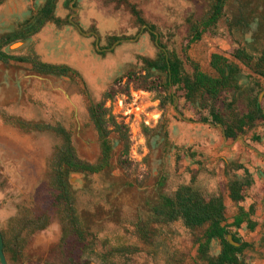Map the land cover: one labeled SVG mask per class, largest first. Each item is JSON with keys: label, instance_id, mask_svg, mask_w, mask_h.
I'll return each mask as SVG.
<instances>
[{"label": "rangeland", "instance_id": "obj_1", "mask_svg": "<svg viewBox=\"0 0 264 264\" xmlns=\"http://www.w3.org/2000/svg\"><path fill=\"white\" fill-rule=\"evenodd\" d=\"M134 1L139 2L142 18L156 28L163 45L183 61L188 73L192 72L187 61L190 59L200 66L203 73L213 76L211 56L220 54L232 61L235 46L232 39L251 54L264 47V40L254 39L256 27L240 32L235 30L230 36L227 23L233 18L235 10L229 6L217 34L205 35L185 54L189 35L187 20H199L203 16L206 10L204 1ZM64 8L69 10L68 17L72 16L75 22L73 15L76 10L67 5ZM113 9L100 7L96 13L98 22L107 17L109 23V27L101 26L102 33L110 34L101 38L97 48L107 49L104 55L98 54L93 41L86 45L83 37L80 38V49L91 51L90 55L96 62L92 68L78 70L80 77L74 80L48 77L41 78L40 82L33 79L26 81V88L21 87V97H13L20 107L8 110L0 106V118L5 115L61 124L71 132L78 156L95 163L99 157V146L96 131L89 120L88 104L90 100L101 101L107 92L114 96L112 100H106L105 105L118 122L129 127L131 147L128 157H123L122 163L110 175L103 173L86 177L74 173L69 178V183L77 192L78 208L85 223L97 233L98 256L89 258L87 264H101L105 256L111 257L109 259L116 264H195L198 261L197 246L181 224L156 227L158 233L148 243L137 237L134 226L139 216L146 218L147 205L155 198L157 184H163V191L172 194L178 186L189 183L192 174L200 168L198 163L204 166V171L197 177L199 185L210 193L224 195L226 216L230 222L233 221L238 206L227 199V179L222 158L227 162L245 165L256 177L243 207L248 210L251 205L255 206L256 215L253 219L263 229L256 230L252 236L244 227L237 234L243 242L252 244L245 255L246 263H261L264 261V175L260 174L264 172V148L254 142L252 136H262L264 127L259 125L252 132L231 142L233 146L226 155H220L219 158L213 156L210 149L217 152L223 149L221 131H209L205 127L207 125L195 126L196 113L187 108L184 99L175 97L176 100L163 107L168 93L163 92L162 88L145 92L136 90L133 82L128 84L130 74H144L139 58L155 59L159 49L149 33H140L143 27L136 24L124 5L120 10L116 11L114 6ZM65 20L67 22V18ZM240 67L245 75L257 78L244 66ZM27 68L25 65L14 69L0 67V71L30 75ZM157 77L155 75L152 82ZM258 82L262 86L260 97L264 93V81ZM224 99L230 101V97L225 96L222 101ZM239 109L244 111V105H240ZM186 123H192L189 126L195 128L194 137L184 134ZM7 127L12 130L4 134L0 132V228L1 232L3 230L10 236L14 227L12 219L24 210L34 212L46 200L47 162L59 140L49 133H24ZM183 140L188 141L180 143ZM216 144L217 149L214 148ZM187 146H192V150L200 156L195 160L184 158L189 148ZM212 173L214 176L210 177ZM61 240L62 229L56 220L46 230L30 238L19 264H63L58 248ZM122 246L137 247L140 251L128 260L129 256L111 254L113 249ZM219 251L220 247L215 243L211 255L215 256ZM5 256L9 264V256Z\"/></svg>", "mask_w": 264, "mask_h": 264}, {"label": "trees", "instance_id": "obj_2", "mask_svg": "<svg viewBox=\"0 0 264 264\" xmlns=\"http://www.w3.org/2000/svg\"><path fill=\"white\" fill-rule=\"evenodd\" d=\"M206 10L198 20L189 18V35L186 39L184 53L193 44L207 36L217 34L220 22L226 18L228 7H233L235 14L227 23L230 36L233 31L251 30L256 27L254 39L264 40V0H203ZM231 1V2H230ZM4 0H0V5ZM57 0H46L32 19L21 25L19 29L0 36V62L8 67L10 61L26 63L32 66L33 74L41 77L75 79L77 72L65 65L43 63L35 53L28 56H15L4 49L18 41H26L38 34L49 22L59 24L54 12ZM134 17L139 26H145L152 39L154 26L149 25L138 6L120 0ZM152 31V32H150ZM257 33V34H256ZM232 61L220 55L211 56L210 67L214 76L202 72L200 66L187 59L192 72L188 73L183 61L173 52L167 50L160 39V50L155 59L140 57L144 74H130L128 84L133 82L136 90L154 92L162 88L167 92L162 106L172 102L175 97L184 99L189 109H194L197 119L203 123L221 125L228 140L234 141L240 135H246L259 125L264 127V103L260 104L258 94L260 82L264 81V47L251 54L234 39ZM243 65L257 78H248L247 85H241ZM157 79L152 82L154 76ZM163 79L165 81L163 82ZM157 81V82H156ZM129 95V92H127ZM230 97L224 102L223 97ZM108 92L99 102L89 101L88 116L93 125L99 146V157L95 163L81 159L73 143L71 132L61 124L26 121L14 116H4L5 124L18 128L24 133H49L59 140L47 162L45 173L44 196L46 200L34 211L24 210L12 219L14 225L10 236L2 230L4 252L9 256V264H19L30 238L46 230L54 221H58L62 229V240L59 253L63 264H87L89 258L98 256L96 250L97 233L85 223L78 208L77 192L69 183L71 174H83L86 177L99 174H111L116 166L128 157L131 142L129 127L118 122L105 101L112 100ZM239 99L241 101H239ZM244 105L240 111L239 105ZM253 140L264 144V134L254 136ZM241 172L239 175L237 173ZM225 176L229 178L227 188L230 200L242 204L248 198V192L254 185L252 175L242 165L233 164L225 168ZM195 180V179H194ZM154 200L149 203L147 216H139L135 223L137 237L145 243L150 242L158 233L156 227H167L181 224L190 233L197 246V262L195 264H247L245 255L251 243L243 242L237 231L246 224L254 233L258 224L253 220L254 206L249 211L239 207L231 224L226 217L224 198L219 193H210L201 189L192 180L190 184H182L172 194L163 191L164 185H156ZM12 229V228H11ZM229 231L233 232L234 246L227 240ZM257 241V240H253ZM217 243L220 251L212 256L213 245ZM139 248L122 246L113 249L111 254L128 257L139 252ZM109 256V255H108ZM111 258V257H109ZM107 256L101 264H116Z\"/></svg>", "mask_w": 264, "mask_h": 264}, {"label": "crops", "instance_id": "obj_3", "mask_svg": "<svg viewBox=\"0 0 264 264\" xmlns=\"http://www.w3.org/2000/svg\"><path fill=\"white\" fill-rule=\"evenodd\" d=\"M44 1L45 0H4V2L0 5V33L5 32L6 29H8L10 27L17 28L19 25L29 22L32 15H35L36 8L39 7L40 5H43ZM127 1L132 3V4H135L138 7L140 6L138 1H134V0H127ZM75 2L77 3L78 9H77L76 15H73V18L75 19V22H74L72 20V16L70 18L68 17L69 10L64 8V6L67 5V7L68 6L71 7V5L73 6V3H75ZM119 3H120V0H73V2H71V0H69V2H68V0H58L57 6H56V11H55V17H56V19L61 20L62 23L56 24L54 22H49L37 35L31 37L30 39H28L26 41H21L22 42L21 46L13 52H15L16 55L23 56V55H26L27 51L31 50L32 52L36 53V55L40 58V60L42 62H45V63H54L55 62V63H66L68 65L76 64V63H78L79 57L81 54L79 52L80 51L79 48H80L81 30L86 32L87 30L93 29V32H94L93 34H95L96 37H98V38H99V36L101 38L108 36L110 34L109 32H107V33L101 32V26L103 28L105 26L109 27L107 17H105L103 20H101V22H98V20H96V13L100 9V7H103V8L109 7V8L113 9V6H114L116 11L120 10V7H123V4H119ZM113 11H114V9H113ZM116 17H114V20H113L115 23L117 21ZM66 18L69 19L68 23H67L68 25H66V23H63V21H65ZM74 28H77V29H74ZM144 29H146L145 26L143 27L142 30H144ZM137 38H136V40H137ZM67 55H69V56H67ZM20 66H22V65H19L18 67H20ZM25 66L28 67L27 68L28 70L31 69V66H29V65H25ZM29 74L30 75L23 74V73L17 72V71L14 73L8 72V71H3V72L0 71V106H3L5 109H8V110L9 109L13 110L15 108V106L20 107V105H17L13 101V97H15V96H17L18 98L21 97L20 96V94H22L21 87L26 86V85H24V83L26 81H29L30 79L36 80L38 82H40L42 80L41 76L35 75L32 72H29ZM247 77L252 78L250 76L245 75L243 72V79L240 81L241 85L242 84L243 85L248 84L249 81H248ZM242 81H244V82H242ZM226 97H228V96H226ZM174 100H176V98H174ZM226 100L224 99V102H226ZM230 101H231V99H230ZM230 101L227 100V102H230ZM239 101H241V100L239 99ZM259 103L263 104L262 100H259ZM242 106H243V104H242ZM21 109H23V108H21ZM175 110L178 111V108L176 107ZM192 110H194V109H192ZM189 125H192V123H186L185 124L184 134L194 137L193 132H196V130L194 127L192 128ZM194 125L199 126V127H200V125L201 126L207 125L205 127H208L210 129L209 131L214 132L218 129L221 131V135H222V139H223L222 152H217L215 150L213 151L212 149H210L211 154L213 156H215L216 158L221 157L220 155H226L227 151L229 149H231V147L233 146V143H231L233 141L227 139V137L225 136L224 129L222 128L221 125H214L212 123H203L197 119V115H196V123ZM10 130H12V129L6 127L3 124V122H0L1 134H4L5 132H9ZM196 136H198V135H196ZM241 136H244V135L238 136L234 140V142ZM254 136H261V135L254 134L252 136V140H253ZM209 137L212 138V135H209ZM180 141H182V140H180ZM187 141L184 142V140H183V142H180V143H187ZM256 143H258V142H256ZM258 144H260L264 148L263 143H258ZM188 145H190V144H188ZM208 146H210V145H208ZM187 147H189V146H187ZM191 147L187 148L188 151L185 153V155L183 157L195 160L200 155L197 154L196 152H194L195 150L193 151ZM214 148L215 149L218 148L217 144L214 146ZM222 163L224 166V174H225V168L227 166H231L233 164L242 165L252 175V178H253V181L255 184L256 177L252 174V172L245 165L240 164V163L227 162V160L223 159V158H222ZM198 165L200 167L199 170H197V172H195V174H192L191 179H190L189 183H187V184H190L193 180L197 184V186H199L203 190H206L205 188L200 186L199 182L197 181L198 174H200L202 171H204V168H202L204 166L201 165L200 163H198ZM237 174L241 175L242 173L239 172ZM260 175L263 176L264 172H263V174H260ZM211 176L213 177L214 174L213 173L210 174V177ZM226 179H227V184H228L229 178L226 177ZM187 184H185V185H187ZM227 184H226V186H227ZM253 186H252V188H253ZM227 191H228V188H227ZM249 192H248V195H249ZM221 195L224 198V204L226 207L225 197L223 194H221ZM227 199L229 201H231L228 194H227ZM244 203L239 204V205H236L234 203L233 204L238 206V208L239 207L244 208L243 207ZM251 206H254V205H251ZM250 207H249V209H250ZM254 208H255V206H254ZM249 209L246 210L244 208L245 211H249ZM255 215H256V208H255L254 216ZM233 220H234V218H233ZM227 221L229 224H231L233 222V221L230 222L228 220V218H227ZM254 222L257 224V222L255 220H254ZM244 227H246L245 229L247 231L252 233L248 229L246 224H244L241 227V229H243ZM262 229H263V226L261 224H259L256 228L257 231H260ZM240 230H238L237 232H240ZM256 230H255V232H256ZM255 232L252 233L253 234L252 236L255 235ZM259 264H264V261H262Z\"/></svg>", "mask_w": 264, "mask_h": 264}, {"label": "flooded vegetation", "instance_id": "obj_4", "mask_svg": "<svg viewBox=\"0 0 264 264\" xmlns=\"http://www.w3.org/2000/svg\"><path fill=\"white\" fill-rule=\"evenodd\" d=\"M46 1V0H45ZM45 1H44V3H45ZM57 2H58V0H57ZM57 2H56V6H57ZM71 2H73V0H71ZM44 5V4H43ZM43 5H40L39 7H37L36 8V12H35V14H37V12H38V10L43 6ZM69 8H71V9H73V10H76V13H77V3L75 2V3H73V6L71 5V7H69ZM55 11H56V8H55ZM76 15V14H75ZM34 15H32V17H33ZM54 16H55V12H54ZM32 17H31V19H32ZM56 18V17H55ZM30 19V20H31ZM29 20V21H30ZM60 23H62V21L60 20L59 21V24ZM63 23H66V25H68L67 23H68V19H67V22H66V20L65 21H63ZM25 24V23H24ZM21 25H23V24H21ZM21 25H19L17 28H14V27H10V28H8V29H6V31L5 32H2V33H0V36L1 35H4V34H7V33H9V32H12V31H15L16 29H19V27L21 26ZM142 27H144V26H142ZM74 29H77V28H74ZM143 29V28H142ZM146 30L147 29H144V30H141V32L140 33H142V32H146ZM150 32H152V31H150ZM94 32L93 31H83V30H81V33H80V35H83V36H80V38L81 37H83V40L85 41V44L86 45H89L90 43H92V41H93V44H94V48H98V46H99V44H100V41L102 40L101 39V37L99 36V38L98 37H96V35L95 34H93ZM148 33V32H147ZM152 34L154 35V37H155V39H156V34L158 35V38H159V42H160V39H161V35L160 34H158L156 31L154 32H152ZM37 35V34H36ZM150 35V34H149ZM35 36V35H34ZM33 37V36H32ZM97 39H98V44H97ZM155 39H154V43H155ZM18 42H21V41H18ZM17 43V42H16ZM14 44V43H13ZM155 45H156V43H155ZM11 46V45H10ZM9 46V47H10ZM9 47H7L6 49H4L6 52H8V48ZM156 47L159 49V51L160 50H162V51H166L165 49H162L161 47H160V43H159V46H157L156 45ZM80 49V48H79ZM97 51H98V54L100 55V56H102V55H104V52L105 51H107V49H97ZM81 54H80V57H79V61H78V63H76V64H73L72 66H69L68 64H66V63H47V64H52V65H65V66H68V67H70L71 69H73L74 71H76L77 72V74H78V76H76L75 78H78V77H80V73L78 72V70H82L83 68H92L93 66H94V63H96L95 61H94V59L91 57V51H88V50H86V51H83V50H81L80 49V51H79ZM11 55H15V56H20V55H16L15 54V52H9ZM31 53H34V52H32L31 50L30 51H27V53H26V55H23V56H28V55H30ZM36 54V53H35ZM40 59V58H39ZM41 61V60H40ZM43 63H45V62H43ZM19 65H29V66H31L30 64H26V63H17V62H14V61H10L9 63H8V67H5L1 62H0V66L3 68V69H14V68H17ZM79 65V66H78ZM241 64H239V66H240ZM243 66V65H242ZM31 69H32V66H31ZM30 69V70H31ZM247 69V68H246ZM31 72V71H30ZM252 75H253V73H252ZM255 76V75H254ZM42 78H48V77H42ZM52 78H56V77H52ZM74 80V79H73ZM258 99H259V94H258ZM262 100L264 101V96H263V98H262ZM5 116V115H4ZM4 116H2L0 119H1V121L3 122V124L7 127V126H9V127H12V128H15V129H18V128H16V127H13V126H10V125H7V124H5V122H4V120H3V117ZM26 121H33V122H39V121H34V120H26Z\"/></svg>", "mask_w": 264, "mask_h": 264}, {"label": "water", "instance_id": "obj_5", "mask_svg": "<svg viewBox=\"0 0 264 264\" xmlns=\"http://www.w3.org/2000/svg\"><path fill=\"white\" fill-rule=\"evenodd\" d=\"M155 36H156L155 43L157 46H159L158 35L156 34ZM21 44H22V42H17V43L12 44L8 48V52H13V51L17 50L21 46ZM97 44H98V39H97ZM263 96H264V93H262L260 95L259 100H262ZM232 233H233L232 231H229V233L227 235V240L234 246H240V244H237L233 241V234ZM0 264H8V261H7V258L5 256V252H4V240H3L1 228H0Z\"/></svg>", "mask_w": 264, "mask_h": 264}]
</instances>
